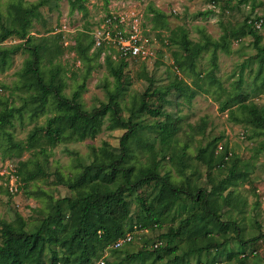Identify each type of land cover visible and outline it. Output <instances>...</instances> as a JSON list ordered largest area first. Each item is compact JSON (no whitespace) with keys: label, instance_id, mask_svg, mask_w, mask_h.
I'll return each instance as SVG.
<instances>
[{"label":"trees","instance_id":"16d2710c","mask_svg":"<svg viewBox=\"0 0 264 264\" xmlns=\"http://www.w3.org/2000/svg\"><path fill=\"white\" fill-rule=\"evenodd\" d=\"M50 1L52 0L24 3L16 0L9 5L6 16L2 15L0 4V43L10 37L20 40L17 44L0 45V71L10 65L13 54L19 50L26 51L28 56L19 72V80L27 91L34 93L28 100L32 107L30 116L46 113L48 104L53 107V114L46 123L35 126L29 132L26 145L13 142L10 133L6 132L7 128L12 127L13 119L21 115L25 105L15 107L6 104L0 110V135H5L7 143L0 161L20 157L23 149L38 148L34 151V159L11 160L19 178V190H23L30 181L45 177L43 163L49 156L47 146L52 148L69 140L93 137L101 129L105 119L108 120L109 129L120 128L125 131L120 136L119 147H112L104 141L101 146L92 150L90 160L80 163L78 171L67 177L65 185L71 194L60 198L50 197L48 211L36 226L28 228L19 213H15L14 221L0 218V264H93L103 258V264H218L224 258L228 260V253L232 251L235 252L236 264H247L249 255L256 253L250 247L264 239L262 232L245 237V226L241 223L243 217L239 218L243 211L239 207L234 187L240 181H249L248 173L238 170L240 158L236 154L225 151L218 156L219 145L224 136L219 134L199 144L194 155V159L206 167V178L211 187L207 189V186L200 185L198 178L194 181L192 177L199 176L197 171L187 175L184 170L189 165L184 160L188 144L180 147V153L171 146L180 129V118L167 112L164 104L171 92L183 96L187 101L194 98L201 88L195 64L204 50L211 49L212 68L217 66V50L228 53L232 40L250 36L257 52L264 53L260 33V27L264 26V16L251 17L248 14L236 25L221 23L220 39L212 38L204 28H199L200 40L193 41L183 25L170 28L166 14L149 3L145 15L148 17L147 13L151 14V28L168 32L165 37L160 31L155 35L161 36L159 40L165 46L175 47L172 52L173 65L185 75H192L193 85L178 77H174L166 85L150 83L132 101L127 109V116H123L119 103L120 88L125 69L135 61L129 62L118 56L113 58L103 47L92 50L93 37L87 27L77 34L75 43L69 46L81 59L88 61L99 60L101 53L105 52L103 62L114 81L113 89L106 93V101L90 110L85 109L81 102V95L86 88L84 80L70 95H65L62 65L53 62L46 72L41 67L43 54L50 51L48 37L36 38L31 34V28L33 21L42 17L40 8ZM85 1L68 0L70 10L86 13L88 8ZM246 1L237 0V5ZM229 2L234 0L208 1L213 7L217 6L221 13L231 8ZM253 10L254 6L251 12ZM212 12L214 9L209 7L200 14ZM259 21L261 25L257 27L256 23ZM61 36V33L53 35L57 39ZM159 50L160 48L155 47L156 54ZM52 52L53 58H56L63 52L62 45L55 44ZM210 82L215 83L216 79L212 77ZM240 83L241 79L236 81L235 88H239ZM237 96V108L230 110L229 119L249 127L255 134L264 133V104L258 105L253 100H248L247 93L239 92ZM226 103L227 101L221 106V110ZM144 116H149L154 121L146 124ZM161 116L163 119L158 120ZM204 127L205 121L202 119L196 128L202 132ZM146 129L159 136L158 150L154 149L152 142L143 139ZM136 148L148 151L145 163L136 162ZM167 154L179 168V180H175L171 171L162 165ZM224 168L226 176L215 182L212 170ZM143 186H149L150 191L147 194L143 191L136 196L138 211L132 216L128 197ZM0 189L12 195L3 186ZM253 192L262 199L263 193H259L255 187ZM212 201L218 203L216 208L211 205ZM257 203L259 204L258 201ZM234 211L239 215L233 216ZM176 215H179L177 223L174 222ZM166 222L169 223L163 231ZM135 229H149L154 234L159 233L155 234L156 239L152 243L143 234L140 237L143 245L137 251L121 249L125 245H131L133 238L118 248L113 247L120 237L127 232L133 233ZM161 242L165 243L163 247ZM248 248L250 254L246 253ZM108 253L116 259L107 261L105 254ZM261 264H264V257Z\"/></svg>","mask_w":264,"mask_h":264},{"label":"rangeland","instance_id":"374dc122","mask_svg":"<svg viewBox=\"0 0 264 264\" xmlns=\"http://www.w3.org/2000/svg\"><path fill=\"white\" fill-rule=\"evenodd\" d=\"M16 0H0L1 13L6 16L9 5ZM24 3L35 2L37 0H22ZM209 0H86L85 4L88 11L84 13L81 10H70L68 0H52L49 4L40 8L42 17L35 19L31 28V34L36 38L48 37L47 41L50 51L43 54L41 67L45 72L52 66L53 62H58L62 65L63 79L65 86L63 93L70 95L76 86L85 81L86 88L81 95L83 107L87 110L97 106L102 101H106V93L112 90L114 86L113 77L108 73L103 62V57L99 60H83L77 52L69 46L75 43V37L79 32L87 27L91 34L94 27L100 19L111 8H121L120 2L128 8L129 5L134 6L139 10L141 22L144 24L145 30H149L148 35H152L155 40V47L160 48L156 58L152 61L132 62L124 72L123 84L120 88L119 103L122 108V115L127 116V109L131 106L132 101L138 98L146 88L151 84L166 85L174 77L183 78L187 83L192 84L193 76L185 75L183 72L175 69L173 65L172 52L174 46H165L159 37L155 34L160 31L165 37L168 32L165 30H154L151 28L146 7L152 3L155 7L163 11L167 16L168 26L173 28L177 25H183L189 33V37L193 41L200 40L201 34L199 28H204L205 31L214 39H220L221 23L225 25H236L240 23L248 14L251 17L264 16V0H247L244 3L237 5V0L229 2L230 9H226L222 13L219 8L213 7ZM120 6V7H118ZM254 6L253 12L251 8ZM209 7L214 9V12L204 15L200 12L205 11ZM64 25V26H63ZM52 29V30H50ZM56 33H61L60 39L53 37ZM262 34V43L264 44V26L260 27ZM67 40V41H66ZM20 42L15 37L7 38L0 45H13ZM66 42V44H65ZM55 44H61L63 52L56 58H53V49ZM230 51L228 53L217 50L216 68L211 65V49L204 50L195 64V70L199 73V84L201 88L197 90L194 98L187 101L183 96L171 92L167 95L168 101L164 104L167 112L174 117L177 115L180 129L176 134V138L172 142V148L177 153H180V147L183 144H188L186 148L185 163L189 164L185 167L187 175L192 171H197L198 177H192L200 185L211 187V183L206 178V167L194 159L197 146L202 144L206 139H210L214 135L223 134L221 145H219L218 156H221L225 151L232 152L240 158L238 170L246 171L249 175V181H240L234 187L235 194L239 198V207L242 209V214L234 211L233 216L239 215L243 217L241 223L245 226V237L264 233V198L261 200L254 194V187L259 193H263L264 197V133L255 134L242 123L234 122L229 119L230 110L237 108V93H247L248 100H253L258 105L264 104V53H259L252 44L250 36L241 38L240 40H232L230 43ZM27 52L23 50L13 54L10 65L0 71V110L7 104L19 107L22 104L25 107L21 111V115L16 116L12 121V127L7 128L6 132L10 133L11 140L15 143L26 145V140L29 132L37 125H44L49 116L53 114V107L48 104L47 112L34 117H31V105L28 100L34 94L27 91L22 86V81L19 80V72L23 67V62L27 58ZM143 64L145 66H143ZM216 79L215 83H211V78ZM241 79L239 88H235L236 81ZM193 85V84H192ZM153 101L156 102L155 97ZM226 106L221 110V106L225 103ZM50 103V102H49ZM163 116L158 117L162 120ZM202 119L205 121V127L202 132H199L196 125ZM153 118L144 116V123H152ZM108 120H104L101 129L96 132L93 137H87L84 140H69L63 143H58L50 148L48 160L43 163L45 177L37 178L30 181L26 189L19 190L15 194L8 195L0 189V218L7 221L15 220V213H19L26 221L28 228L36 226L39 220L48 211V203L50 197L57 198L70 195L71 191L66 187L67 177L76 173L79 165L82 162H88L91 158L92 150L102 145L104 141L108 142L112 147H119V140L124 129L108 128ZM142 135L143 139H147L153 143L154 149L160 147L159 136L154 131L146 129ZM7 143L5 135H0V159L3 156L4 149ZM45 146V144H42ZM38 148L23 149L20 157L5 158L4 160L17 159H34V151ZM136 162L145 163L148 151L144 148L135 149ZM9 157V156H8ZM161 157V156H160ZM44 160L43 158H40ZM162 165L171 171L175 180H179L181 176L178 172V167L168 157L162 160ZM229 166V164H228ZM224 170V171H222ZM215 175V182L218 179L225 177L226 169L212 170ZM219 171V172H218ZM222 173V174H219ZM144 191L149 193L150 187L143 186L139 191L128 197L130 214L135 215L138 211V201L136 196ZM259 202V204L257 203ZM211 205L216 208L218 203L212 201ZM175 217V223L178 217ZM169 222H166L162 230L167 229ZM159 233V231L157 232ZM155 233V234H157ZM133 234V242L131 245H125L121 248L123 251H137L143 245L141 236L146 234L152 243L156 238L155 234L147 230L135 229ZM154 234V235H153ZM161 242V246H164ZM154 247V246H153ZM251 249H255L256 253L249 255L247 264H261L264 257V239L255 243ZM250 248L246 251L250 254ZM47 255V254H46ZM235 252L228 253V260L225 258L218 264H236L234 260ZM170 258L169 256H166ZM107 261H113L115 256L108 253L105 255ZM101 260V259H100ZM104 260V258L102 259ZM93 264H99V260Z\"/></svg>","mask_w":264,"mask_h":264},{"label":"built area","instance_id":"2783aa9c","mask_svg":"<svg viewBox=\"0 0 264 264\" xmlns=\"http://www.w3.org/2000/svg\"><path fill=\"white\" fill-rule=\"evenodd\" d=\"M119 4L122 6L121 8L114 10L111 8L107 13H104L92 30V50L103 47L113 58L124 57L129 62L132 60L140 62L154 60L156 58V42L151 34H147L150 31L143 27L139 10L129 4L128 8L121 2ZM260 25V21L256 23L257 27ZM104 54L103 51L101 57ZM19 185V178L11 160L0 161V186L6 188L9 193L15 194L19 191ZM132 238V232H127L114 242L113 247L118 248L125 242L131 241ZM103 263L104 261L101 259L99 264Z\"/></svg>","mask_w":264,"mask_h":264}]
</instances>
